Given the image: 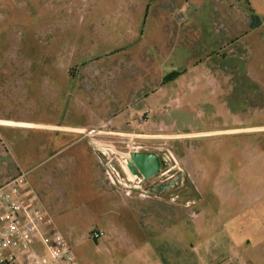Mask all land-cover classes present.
Masks as SVG:
<instances>
[{
  "label": "rangeland",
  "instance_id": "1",
  "mask_svg": "<svg viewBox=\"0 0 264 264\" xmlns=\"http://www.w3.org/2000/svg\"><path fill=\"white\" fill-rule=\"evenodd\" d=\"M34 56L55 60L51 68L37 60L38 78L28 80ZM0 118L22 123L0 127V173L15 171L16 159L42 184L65 161L48 212L77 264H264L244 260L257 250L248 239L259 218L247 222L237 208L264 185V161L243 159L249 140L264 148V131L216 132L264 127V0H0ZM37 124H96L150 138L141 145L167 144L185 171L180 203L104 192L89 138L54 142ZM5 139L39 148L12 155ZM42 185L53 190L49 179Z\"/></svg>",
  "mask_w": 264,
  "mask_h": 264
},
{
  "label": "built area",
  "instance_id": "2",
  "mask_svg": "<svg viewBox=\"0 0 264 264\" xmlns=\"http://www.w3.org/2000/svg\"><path fill=\"white\" fill-rule=\"evenodd\" d=\"M179 21L185 16L180 13ZM147 115L140 118L147 119ZM89 138V144L103 167L104 174L110 185L126 197L137 195L143 199L156 197L160 200L166 199L169 203H180L182 197L179 190L185 185L180 180V175H185L176 155L167 144L148 146L138 144L141 139H150L145 135L125 134L123 132H104L92 129L82 132ZM108 137L114 140L109 143L102 141L99 137ZM122 145L128 153L119 152L114 148L113 143ZM107 149H112L109 154ZM131 153H155L163 161L160 173L150 180H145L142 175L132 174L125 161ZM124 154V155H123ZM130 158V157H129ZM152 184H163L176 180L175 188L162 193L160 196L150 192L149 182ZM26 183V173L21 172L15 177L0 185V264H77L72 249L64 235L57 232H46V227L54 223L49 212L39 205H29L24 202L22 194ZM185 189V188H184ZM198 199L182 203L189 207L196 204ZM104 236V233L94 232L92 239L97 240ZM41 244L44 248V258L37 251L35 246Z\"/></svg>",
  "mask_w": 264,
  "mask_h": 264
},
{
  "label": "crops",
  "instance_id": "3",
  "mask_svg": "<svg viewBox=\"0 0 264 264\" xmlns=\"http://www.w3.org/2000/svg\"><path fill=\"white\" fill-rule=\"evenodd\" d=\"M260 25H261V22H260ZM259 27L256 29H252V28L251 29L253 31H255V30H258ZM37 60L44 62L45 65H48L51 68L52 65L54 64L53 61L55 59L52 58V56H51V58L50 57L48 58L47 56L46 57L34 56L30 62V64H31V70H30L31 75H30V78H28V80H36L38 78L37 76H35V74L37 75V73H38L37 72L38 69L36 68L37 64H35V62ZM174 71H176V70H174ZM42 72H44V71H42ZM44 74H46V73H44ZM40 75H42V73ZM25 80H27V79L25 78ZM29 125L32 126L31 124H29ZM21 126H22V123H18L17 121H13V120L8 119V118L7 119L6 118H0V127H3V128L5 127L7 129H13V128H20ZM33 126L39 128L38 130L41 132H44V134L49 135L48 137L51 140H53L54 142L64 141L65 139H63V138H65V137H68V140H70L69 137H71V135H80V134H82V132H85L86 130L98 127V125H96V124H89V125H82V126L37 124V125H33ZM110 129H113V128H110ZM115 130H117V129H115V128L113 130L108 129V131H110V132H113V131L116 132ZM259 131H264V127H262V126H248V127H240V128H230V129H225V130H216V132L219 133L220 135L221 134H228V135L230 134L232 136H234V135H253L255 133L256 134L259 133ZM132 132H134V131H132ZM203 133L204 132H202L201 134H203ZM129 134H131V133H129ZM204 134H207V133H204ZM133 135H144V134L137 133L135 131V133H133ZM5 140L7 141V142H5V143H7L6 146L8 147V150L12 155H15L18 151L31 153V152H34L35 150H37L39 148L35 143L34 144H28L27 143L26 145H24L25 143L21 144L20 141H18L17 143H12L11 140H9V139H5ZM78 140L83 141V139L81 137ZM260 141L261 140L254 138V140L253 139L249 140L246 143V146L243 147V159L248 160L249 162L264 161V148L260 144ZM86 147L89 151V154L91 155V159L94 162L93 174H94L95 178L97 179V182L99 183L100 188L104 192L108 191L110 194L116 193L114 191L113 187L107 182L106 176H105L104 171H103V167L100 164V162L98 161V159H97V157L93 151V148H91L89 143L86 144ZM231 152H232V150H231ZM58 154L59 153H55V154L51 155L49 158H47V160L58 159L60 157V154L59 155ZM129 159H131V158H127V159L122 158L121 161H125L127 163V166H128ZM14 162H15V171L16 172L14 170L10 171V169L8 170V168L6 169L7 171H5L4 173L1 172L0 173V185H2L7 180L15 177L17 174L24 172L23 171L24 169H22L23 168L22 164L19 161H16V159H14ZM64 162L65 161H62V162H60L59 165H57L56 167H53L51 169V172L49 173V175L44 177V179L42 181V184H44L45 181L49 179V183H50V185L53 186V190L47 188L45 185L43 186L41 183H39L37 181V178L39 177V175H33V174H29V176L27 175L28 178H26V183H25V186L23 187V194H22L24 202H26L29 205H39L48 211L49 208L51 207V202H54V198L57 196L56 192L54 191V186L56 185L58 174L61 173L62 170H65V168H66V166L64 165ZM111 190H112V192H111ZM247 193L249 194L247 199L243 200L241 205H239V204H236V205H239L237 208L244 211L245 216H247V222L251 221V219H253L252 221L257 220L256 216L259 218V224H258L259 225L258 226L259 231H257L256 233H253V235L250 236L248 239V242H252L253 240L258 242L257 246H255V247H257V250L250 249L247 252H245L244 260H246V258H248L250 255L258 257V258H264V185L259 183L258 186L250 187L248 189ZM130 198H132V197H130ZM152 198H149V199H152ZM157 200L161 201L158 198H157ZM54 228L55 227L49 225L46 227V232L51 233V232H53ZM34 250L37 251L39 254H41V256L43 258L45 257L44 256V248L42 247L41 244H38L37 246H35ZM248 262H250V261H248Z\"/></svg>",
  "mask_w": 264,
  "mask_h": 264
},
{
  "label": "water",
  "instance_id": "4",
  "mask_svg": "<svg viewBox=\"0 0 264 264\" xmlns=\"http://www.w3.org/2000/svg\"><path fill=\"white\" fill-rule=\"evenodd\" d=\"M109 154H113L112 149H107ZM131 159L128 161V168L132 174L142 175L145 180H150L160 173L163 166L162 159L155 153H133L130 155ZM184 175H180V179L183 180ZM177 185L176 180L159 184L150 192L157 196L167 192Z\"/></svg>",
  "mask_w": 264,
  "mask_h": 264
},
{
  "label": "trees",
  "instance_id": "5",
  "mask_svg": "<svg viewBox=\"0 0 264 264\" xmlns=\"http://www.w3.org/2000/svg\"><path fill=\"white\" fill-rule=\"evenodd\" d=\"M253 12V10H251ZM252 18V25L251 28L252 29H256L260 26V19L256 14H252L251 16ZM186 70H178V71H173L172 73H170L164 80L163 85H166L168 82H172L175 78H177L178 76L183 75Z\"/></svg>",
  "mask_w": 264,
  "mask_h": 264
},
{
  "label": "flooded vegetation",
  "instance_id": "6",
  "mask_svg": "<svg viewBox=\"0 0 264 264\" xmlns=\"http://www.w3.org/2000/svg\"><path fill=\"white\" fill-rule=\"evenodd\" d=\"M180 180H181V179H180ZM154 181H155V180H151V181L149 182L150 189H154V188L157 186L158 183H156V184H152ZM182 181H183V184L185 185V183H186V179L183 178Z\"/></svg>",
  "mask_w": 264,
  "mask_h": 264
}]
</instances>
